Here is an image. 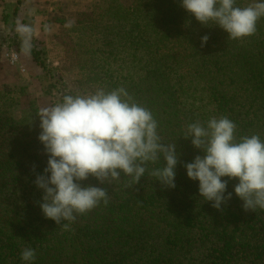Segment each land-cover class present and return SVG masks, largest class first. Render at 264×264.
Listing matches in <instances>:
<instances>
[{"label":"trees","instance_id":"16d2710c","mask_svg":"<svg viewBox=\"0 0 264 264\" xmlns=\"http://www.w3.org/2000/svg\"><path fill=\"white\" fill-rule=\"evenodd\" d=\"M95 3L81 21L86 25L78 27L104 25L109 40L94 38L85 46L78 39L68 44V58L75 69H96L90 93L124 88L133 102L150 110L164 142L167 124L168 142L178 143L175 187L161 185L151 174L159 164L148 165L136 184L123 174L111 185L89 176L80 183L106 188L107 205L101 202L74 222L65 221L66 228L57 225L43 216L42 191L34 183L48 158L37 138L39 109L34 100L21 108L26 88H2L0 264H23L25 247L35 249L33 264H264V210L243 209L233 192L237 179L227 184L231 199L220 210L213 208L183 167L201 154L183 138V126L227 117L236 124L237 141L253 134L264 140V17L257 21L258 33L234 40L211 22L200 24L179 0ZM253 3L236 0L239 7ZM3 22L8 29L14 26L5 16ZM9 39L22 47L19 34ZM30 55L42 71L41 92L49 97L54 85L48 66L41 52L31 49Z\"/></svg>","mask_w":264,"mask_h":264},{"label":"clouds","instance_id":"9594fccd","mask_svg":"<svg viewBox=\"0 0 264 264\" xmlns=\"http://www.w3.org/2000/svg\"><path fill=\"white\" fill-rule=\"evenodd\" d=\"M180 6L202 25L220 27L230 39L256 32L264 17V0L239 7L236 0H179ZM22 50L31 53L33 29L18 23ZM208 36L201 37V43ZM38 141L47 155L43 173L34 181L42 191L39 208L43 216L68 227L77 215L108 203L106 188L80 183L89 176L111 185L121 174L138 183L152 169L161 185L175 187L179 154L175 142H164L153 114L133 102L124 88L106 92L98 89L86 95H65L39 114ZM236 124L227 117L211 118L206 125L192 123L183 138L200 150V155L183 165L186 176L198 181V193L220 210L228 200L229 180L237 179L233 192L245 211L264 210V140L259 135L235 137ZM227 177L228 179H222ZM68 223H64V222ZM35 249L21 252L23 264H33Z\"/></svg>","mask_w":264,"mask_h":264},{"label":"rangeland","instance_id":"374dc122","mask_svg":"<svg viewBox=\"0 0 264 264\" xmlns=\"http://www.w3.org/2000/svg\"><path fill=\"white\" fill-rule=\"evenodd\" d=\"M122 1L123 4L128 5L130 3V0ZM95 2H97V0H51L46 2V4H37L39 7L37 9L38 12L44 13L46 18L42 22L41 27V33L43 36L39 39H33L32 49L41 52L40 57L45 60V63L48 66L49 80L54 87L51 95L45 97L41 92L40 85H36L35 87L30 86L29 89L26 85H20L28 91L27 93L24 92V95L20 94V104L22 109H26L30 105V102L34 100L40 112L42 108L60 102L63 95H74L72 94L73 92L77 95H86L90 94V91L95 88L96 85H93L92 82L94 80V72L96 69H94L93 65H89L92 61L90 59L88 60L89 67L87 69H75L73 62L68 58L69 55L67 50L68 44H76L78 39L80 43H84L85 46H88V43L91 45V41L94 40V38H102L103 40L108 39V30L104 25H89L91 29L88 27H78V23L80 25H86L81 21L84 19V15H87L94 10L93 7L94 4H96ZM22 23L29 26L32 25L28 22ZM260 25L264 26V19ZM74 27H76V29ZM112 32L114 31L112 30ZM1 35L3 34L0 33V36ZM96 45L97 43L93 46L96 47ZM115 46L116 44L113 43V47L105 45L103 48L104 50H110ZM19 115L20 112H16V116L19 117ZM162 129L164 131L161 132V135L164 136L168 142L167 124H164ZM183 129L186 131L185 126H183ZM169 138L171 140L172 137ZM173 142L178 144L176 139Z\"/></svg>","mask_w":264,"mask_h":264},{"label":"crops","instance_id":"0c3cea01","mask_svg":"<svg viewBox=\"0 0 264 264\" xmlns=\"http://www.w3.org/2000/svg\"><path fill=\"white\" fill-rule=\"evenodd\" d=\"M49 1L51 0H41V2L40 0H0V33L3 34L0 36V90L7 86L26 85L28 89L30 86H39L41 69L33 61L30 54L26 55L22 47H18L9 38L17 33V24L22 22L32 24L35 39L42 38L41 27L46 15L38 12L37 4H46ZM15 6L17 10L14 16H7L8 13L11 14L12 8ZM4 16L6 20L14 21L12 29H8L3 22ZM13 54L16 55L15 61H11Z\"/></svg>","mask_w":264,"mask_h":264},{"label":"built area","instance_id":"2783aa9c","mask_svg":"<svg viewBox=\"0 0 264 264\" xmlns=\"http://www.w3.org/2000/svg\"><path fill=\"white\" fill-rule=\"evenodd\" d=\"M15 60H16V55L13 54V55L11 56V61H15Z\"/></svg>","mask_w":264,"mask_h":264}]
</instances>
